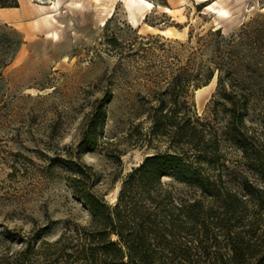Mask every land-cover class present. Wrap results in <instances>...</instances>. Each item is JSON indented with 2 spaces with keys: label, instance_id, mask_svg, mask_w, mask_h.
I'll return each mask as SVG.
<instances>
[{
  "label": "rangeland",
  "instance_id": "rangeland-1",
  "mask_svg": "<svg viewBox=\"0 0 264 264\" xmlns=\"http://www.w3.org/2000/svg\"><path fill=\"white\" fill-rule=\"evenodd\" d=\"M147 1L152 8L133 7V0H18V8L0 11V27L16 30L24 41L0 83V251L9 246L5 229L24 234L46 215L60 221L88 216L68 185L66 162L90 167L98 192L114 203L126 174L168 146L167 139L147 133V90L205 63L213 48L204 38L209 31L234 35L236 50L248 51L264 24V0ZM213 2L221 12L208 8ZM243 29L252 32L242 39ZM220 45L231 49L228 42ZM223 66L234 70L231 62ZM214 78L191 93V102L208 134L225 135L222 106L210 104ZM238 78L235 86L242 85ZM101 103L105 118L96 147L80 151L86 121L100 119ZM251 113L248 125L255 126L258 111ZM222 139L219 161L202 165L203 173H219L225 185H236L238 153ZM62 228L60 222L53 233Z\"/></svg>",
  "mask_w": 264,
  "mask_h": 264
},
{
  "label": "trees",
  "instance_id": "trees-1",
  "mask_svg": "<svg viewBox=\"0 0 264 264\" xmlns=\"http://www.w3.org/2000/svg\"><path fill=\"white\" fill-rule=\"evenodd\" d=\"M152 1L164 5V0ZM18 7V0H0V11ZM259 31L253 32L257 39L248 51L236 50L234 35L226 39L220 28L209 31L204 38L213 48L205 63L192 64L190 74L180 69L164 86L146 92L147 133L167 139L166 151L154 152L127 173L112 204L98 192L90 167L66 162L68 185L88 216L60 221L46 215L24 234L5 229L9 246L0 251V264H264V45ZM251 32L243 29L242 39ZM220 41L228 42L230 51L224 52ZM23 43L19 32L0 27V83ZM226 62L234 70L224 71ZM215 74L210 104L222 106L225 135L208 134L191 102V93ZM238 76L241 86L234 84ZM251 111H258L255 126L248 125ZM98 113L99 120L86 121L80 151L96 147L105 118L102 103ZM224 136L238 153L236 185H225L219 173H203L202 165L219 161ZM60 222L63 228L54 234Z\"/></svg>",
  "mask_w": 264,
  "mask_h": 264
},
{
  "label": "bare ground",
  "instance_id": "bare-ground-1",
  "mask_svg": "<svg viewBox=\"0 0 264 264\" xmlns=\"http://www.w3.org/2000/svg\"><path fill=\"white\" fill-rule=\"evenodd\" d=\"M134 1V6L137 5H142L145 9H150L153 7V4L147 0H133ZM203 2L208 1V0H202ZM216 2H213L211 5L208 6V8L210 10H212L213 12L219 13L222 10L221 9H217L215 8ZM143 19H145V15L142 16ZM216 79L214 78L213 81H215Z\"/></svg>",
  "mask_w": 264,
  "mask_h": 264
}]
</instances>
